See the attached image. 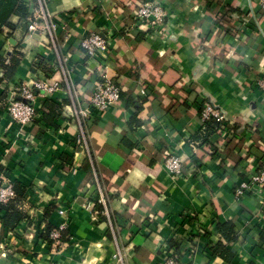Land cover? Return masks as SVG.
<instances>
[{
	"label": "crops",
	"instance_id": "1",
	"mask_svg": "<svg viewBox=\"0 0 264 264\" xmlns=\"http://www.w3.org/2000/svg\"><path fill=\"white\" fill-rule=\"evenodd\" d=\"M154 1L166 14L157 29L134 18L143 0H49L56 30L30 33L14 16L0 34L7 63L20 61L10 78L0 72V184L23 187L25 214L14 229L0 220V264H162V245L189 264H264V199L235 196L264 165V12L254 0ZM26 2L33 14L38 0ZM93 32L111 43L106 58L81 48ZM105 73L121 100L81 119ZM41 80L59 88L36 90L38 118L16 123L17 88ZM204 100L232 138H196ZM170 155L182 159L176 179ZM227 223L235 240L219 229Z\"/></svg>",
	"mask_w": 264,
	"mask_h": 264
},
{
	"label": "built area",
	"instance_id": "2",
	"mask_svg": "<svg viewBox=\"0 0 264 264\" xmlns=\"http://www.w3.org/2000/svg\"><path fill=\"white\" fill-rule=\"evenodd\" d=\"M254 2L264 12V0H254ZM49 0H38V3L28 18L27 30L34 33L41 28L42 22L49 23L51 31L58 28L59 20L54 18L47 11ZM166 14L162 7L154 0H146L135 12L134 18L139 27L161 28L164 25ZM110 42L103 35L98 32H93L83 38L80 42L81 48L86 52L87 56L92 59L106 58L110 50ZM263 97H264V75L257 81ZM59 88L57 82H50L48 80H41L34 83L33 88L27 86H20L16 93L19 99H12L8 105V110L14 121L20 125L36 121L38 118V110L32 104L36 98V90L51 94ZM146 90H142L144 95ZM121 100V87L106 73L102 75V80L96 83L93 97L91 99V106L88 109H80L77 113L81 119L101 118L107 111L117 105ZM200 118L202 121H215L221 124L219 132L223 135L225 141L232 138V135L225 129V115L215 107L210 101H203L199 108ZM234 135V134H233ZM166 170L171 175L172 179L178 178L182 173V159L175 155H170L164 164ZM260 193L264 199V165L249 177H246L239 182L235 189V196L237 199L245 197L247 194ZM15 192L12 184L4 182L0 184V203L6 204L14 198ZM99 203L106 204L105 199L101 196ZM264 204V203H263ZM88 207H91L88 205ZM64 215V210H60ZM65 226L62 227L64 229ZM61 238V231L54 230L52 232V239L59 242ZM166 258L162 264H189L175 254L174 249L161 247Z\"/></svg>",
	"mask_w": 264,
	"mask_h": 264
},
{
	"label": "trees",
	"instance_id": "3",
	"mask_svg": "<svg viewBox=\"0 0 264 264\" xmlns=\"http://www.w3.org/2000/svg\"><path fill=\"white\" fill-rule=\"evenodd\" d=\"M138 5L139 7L145 2ZM14 16H18L24 21H27L30 16L29 13V5L27 4L26 0H0V34L3 33L4 28H13V24L11 19ZM20 64L19 58L13 57L7 63L6 57H4L0 53V72L5 71V76L10 78L16 71L17 66ZM2 77H0V81ZM19 99V97L17 98ZM7 104L6 99L4 97H0V107H5ZM203 102L201 103L202 106ZM49 107H52L53 104L47 103ZM50 119V118H49ZM137 123V121H135ZM224 125H227V121H225ZM221 124L215 121H210L205 123V128L202 130L201 134H198L196 138L204 139L205 141L208 140L213 134L218 133ZM230 130H237V128L232 127L229 128ZM13 189L15 192L14 198H12L8 203L3 204L0 203V212H3V216L0 217V220L4 223L6 228L14 229L18 223H20L24 218L25 214L20 211L21 210V202L23 200V187L20 184H13ZM96 207L100 210L101 206L96 204ZM53 228L49 227L46 232V238H49V234ZM219 229L223 232L225 238L229 241L235 240V232H234V225L231 223H227L224 225H220ZM63 234V233H62ZM63 234L62 241L65 240ZM61 247V246H60ZM58 247V248H60Z\"/></svg>",
	"mask_w": 264,
	"mask_h": 264
}]
</instances>
